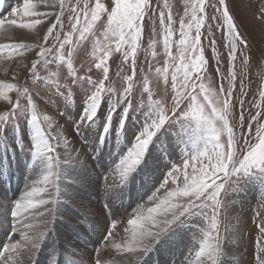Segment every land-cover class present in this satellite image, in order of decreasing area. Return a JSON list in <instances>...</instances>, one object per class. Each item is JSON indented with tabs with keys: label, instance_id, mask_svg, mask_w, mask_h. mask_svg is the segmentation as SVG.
<instances>
[{
	"label": "snow or ice",
	"instance_id": "obj_1",
	"mask_svg": "<svg viewBox=\"0 0 264 264\" xmlns=\"http://www.w3.org/2000/svg\"><path fill=\"white\" fill-rule=\"evenodd\" d=\"M46 8L59 9L58 11L40 12L38 5L32 0H23L22 6L15 8L12 18L5 20L0 18V29L8 26H18L21 29H32L42 23L44 17L53 18L47 27V34L41 39L47 45L49 37L55 43L51 46L36 45L35 59L23 67L36 77L38 66H47L57 61L65 62V56L71 57L74 46L88 39L89 34L95 36V26L102 16L106 17L102 48L99 62L95 68L102 71L103 79L93 80L88 73L92 72L89 66L84 75H79L73 67L71 59L67 60L68 80L61 87L57 85L54 94L69 97L72 90L81 89L87 99L86 108L78 123L73 128L71 135L79 134L81 130L94 121L105 93L114 90L106 87L105 81H109V65L107 59L113 52L123 55L125 61L129 57H135L141 39L145 17L151 18L154 13L153 0H111L105 5L102 0H80L74 6H69V11L74 15L70 20V30L61 37L64 31L65 0H41ZM164 7L167 8L165 0ZM212 12L209 13L208 9ZM257 19L264 25V8L258 10ZM19 17V20L16 17ZM186 19L179 21V38L173 41L174 30L172 28L173 16L171 11H159V21L164 26L163 46L164 54L171 61V88L170 104L152 99V89L148 87V80H144V92L147 93L148 102L153 105L152 112L155 118H151L143 130L137 135L133 146L120 160L114 174H118L121 185L129 175L139 166L145 155L146 149L157 133L168 123L187 121L194 125L198 132V141L203 142V150H198L197 155L185 157V162L180 166L174 165L166 174L148 201L137 208L126 222L116 219L109 222L104 244L114 247L117 251L136 254L141 259L160 239L168 233L173 226L183 223L190 216H200L201 221H208L210 228L201 229L198 250L195 251V264H219L223 251V240L220 235L221 216L229 213L225 194L227 186L233 181L254 173H264V91L260 93L261 103H254L258 109L255 114L249 113L248 121L245 118V99L247 92L244 90L243 71L236 70V61L247 64L248 57L244 50L249 47V42L239 30L234 14L231 12L227 0H185ZM218 23H213L217 22ZM83 22V23H81ZM221 29L226 33L224 47L227 48V62L229 70L227 74L222 71L219 53L216 48V38L213 28ZM59 29V31H56ZM55 32V35H54ZM207 35L214 56L217 57L215 69L219 76V82L213 83L208 75V59L205 57V45L202 44V36ZM97 45L100 39L97 37ZM178 46L177 54H173L172 47ZM151 46V45H150ZM21 57L25 50L33 46L25 43H17L8 46ZM55 49V51H54ZM153 57L156 52L153 51ZM167 63V61H166ZM83 68V66H81ZM157 69V72H160ZM136 73L135 61L132 62V74L126 77V86H123V95L119 101L111 103V108L105 118V133L111 127L112 116L118 106L123 105L121 111V131L128 111L136 108L132 102L133 84ZM240 80L239 98L234 95L237 91V79ZM163 80L165 87L169 83L168 69H164ZM226 81V84H225ZM110 83V82H109ZM9 92L16 91V99L0 91V98L11 106L10 111L0 115V128L6 127L14 121L13 117L17 109L21 107V97L27 99L31 105L30 123L34 127L38 142L34 146L36 157L43 166L42 172L46 173L37 182L33 180L26 187L23 196L14 205L11 215L16 219L17 225H22L31 231L22 233L23 240H17L2 248L0 264H36L35 255L44 237L52 230V224L57 214V203L62 191L58 162L61 157L57 150L61 147L68 148L71 141L66 136L53 135V125L59 128V124L50 116H45L44 121L48 127L41 125L36 112V104L32 100L29 89L17 84H5ZM111 99V96H109ZM238 103V114L234 109ZM121 108V107H120ZM119 108V109H120ZM253 124L256 132L253 134ZM239 130V131H238ZM245 132L247 134H245ZM103 141V135L100 138ZM71 156L65 157L70 159ZM195 160L197 163H192ZM76 163L82 164V160L76 158ZM108 177H105V181ZM37 183L41 186H37ZM112 185L106 189L109 191ZM163 190V195L161 191ZM108 208V205H105ZM256 215L261 223L258 225L261 239L258 241L261 252L260 264H264V198H262ZM121 228L126 239L122 243H114V237L118 235L117 229ZM227 231V229H225ZM23 257V260L21 259ZM89 264H103V259L97 256L91 259ZM137 264L140 261L137 260ZM187 264H192L189 260Z\"/></svg>",
	"mask_w": 264,
	"mask_h": 264
},
{
	"label": "rangeland",
	"instance_id": "obj_2",
	"mask_svg": "<svg viewBox=\"0 0 264 264\" xmlns=\"http://www.w3.org/2000/svg\"><path fill=\"white\" fill-rule=\"evenodd\" d=\"M35 1L37 0H32V2ZM102 2L107 6L111 3V0H102ZM166 2L168 5L167 8L164 7L165 0H153L154 13L151 15V18L145 17L144 30L135 57L130 56L129 59L125 61L123 55L119 52H113L112 55L108 57L109 81H105V84L106 87L110 86L114 91L112 93H105V97L99 106L94 121L84 127L79 134H76V137H73L74 141L75 139L77 140L72 142L74 143L73 147H75V144L80 146L77 156L65 159L60 141L61 147L57 152L61 159L58 162L57 168L60 171L59 183L62 191L56 206L57 214L52 224V230L44 237L36 253H45L43 256L45 258L42 259L44 260L43 264H73L74 255L76 254L75 258H77L78 255L84 256L86 250L91 251L93 255L95 254L97 256L100 252L99 244H101L100 246H102V244L105 245L103 242L109 222L116 219L126 220L130 218L133 212L145 203L144 200L148 201L150 199L149 196H152L162 182L161 180L165 178L171 168L174 165L180 166L182 162H185V157L179 158L177 157V153L180 152L181 154L183 148H185L187 150V156H195L198 150H203V142L198 141V132L194 125L187 121L183 123L173 121L163 127L153 138L146 149L142 162L129 175L124 184L121 185L119 175L113 173L120 160L133 146L137 135L149 122L150 117L155 118L152 112L154 106L148 102L147 93L144 92V80H148L149 82L148 87L152 89L153 100H160L162 103L167 101V103L170 104L169 97L173 92L171 88V74L173 70L170 67L171 61H169L164 54V26L160 24L159 11L163 10L166 14L169 11L172 13L173 20L175 21L172 25L174 30L172 36L173 41H178L179 21L181 19H186V17L184 16L185 0H166ZM227 2L229 3L231 12L234 14L239 30L249 42V47L244 50L245 55L248 57L247 64L241 63L239 53L236 61V70L245 73L243 83L244 90L247 92V96L244 97L245 118L247 123L249 113L255 114V112L258 111L253 104L261 103L260 93L264 91V25L257 19L259 16L258 10L264 8V0H227ZM76 3L77 0H65L64 16L62 17L64 21V31L60 33L61 37L70 30V20L74 13L69 11V6H74ZM80 3L83 4L84 0H80ZM1 4H3L4 7H0V18L7 20L12 18V12L15 8L22 6L23 0H13V2L12 0H0V5ZM208 11L211 13L212 9L209 8ZM16 18L19 20L18 16ZM52 19L53 18L49 17L43 18L42 24L43 22L44 24L42 30L40 29V38L47 34L46 29L50 26ZM213 23H218V21ZM104 24H106V17L102 16L101 20L96 23L94 29L95 36L89 34L88 39L78 42L73 49H65V52L71 51V57L66 55L65 62L57 61L47 66H38L36 77H33L29 71L28 76L22 84L13 81V79L16 80L19 75V69H15L13 63L14 60L21 56L8 46L23 42L16 40L9 41L8 43H1L0 68L5 62H8L9 71H0V91L6 92L15 100L16 91L13 90L9 92L4 85L17 84L18 86L27 87L32 95V100L36 104V112L42 127L47 128L48 125L47 122L44 121L45 115L44 112H42V107L37 103V100L44 102L47 110L58 113L60 117L59 120L63 119L65 121L64 123L73 128V126L79 122L86 108L85 100L87 97L84 91L74 88L71 97H69L67 93L62 96L54 94L53 92L57 85L62 87L68 80V59H71L73 67L77 69L79 75H84L87 68L91 66L92 72L88 73V75H91L93 80L103 79L102 71L96 69L94 65L99 62L102 48L105 43L103 39L104 28L102 27ZM5 25H7V23ZM41 25H37L35 28H40ZM43 29L45 31H43ZM56 31H59V29ZM213 33L216 38V48L219 53V58L223 62L221 64V69L227 74L229 64L227 62V48L224 47L226 43V33L215 27L213 28ZM97 37L100 39L99 45H97L96 42ZM40 41L42 42L41 44H29L32 45L33 48L25 50L22 58L27 59V64H30V62L34 60V58H32L34 56L27 53L35 51L36 45H44L42 39H40ZM53 43H55V41L52 37H49L47 45L44 46H51ZM209 43L210 41L207 35L202 36V44L205 45L204 54L208 59L209 79L215 84L219 82V76L215 71L217 67V57L213 55L211 48L208 47ZM153 51L156 52L155 57L152 55ZM172 52L174 55L177 54L178 46L176 44L173 45ZM133 60L135 61L136 73L133 84L132 102L136 108L128 111L126 120L123 123V130L121 131V111L123 105H119L116 113L112 116L111 127L108 128L105 133V118L111 108V103L119 101L123 95V86H126L127 83L126 77L132 74ZM81 66H83V68ZM165 68L168 69L169 83L167 87H165L163 80ZM157 69L161 71L157 72ZM2 76H8L12 80L5 81V79H2ZM239 91L240 80L238 78L237 91L234 94L237 98H239ZM109 96H111V99ZM4 102L7 106L0 111V115L9 112L11 108L6 101ZM20 103L22 109H17L16 114L10 118L14 122L9 123L6 127L0 128V215H6L5 217L3 216L4 219L0 216V222L4 223L6 221L7 223L3 247H7L9 243L13 241L16 233H20L17 231H23L21 230L22 228L18 227L16 219L11 215L14 210V205L17 202V197L26 188L30 180L37 181L38 178L41 180L43 175L46 174L42 172L43 166L36 157L34 151V146L38 142L39 137L30 123L31 105L24 97H21ZM78 109L81 111L77 112ZM238 111L239 106L237 103L234 114H238ZM69 114H73V117L68 119L67 116ZM261 123H264V119L261 120ZM256 127L257 126L253 124L254 135ZM52 134L57 135L54 129ZM245 134L247 133L245 132ZM102 135L103 141L101 142L100 138ZM89 141L92 145L99 147V150H97L95 154L90 146L89 148L86 147V143ZM73 150L74 149H72L70 153L73 152ZM153 150L155 156L152 161L155 162L158 158L162 159V161L169 165V169L167 167L160 169L164 178L162 177L159 181L157 177L153 185H149L147 183L148 178L145 166ZM82 151L88 153L89 158L82 157ZM7 152L11 157L12 163L16 164L17 162V165H19L17 168L18 170H14L12 173H8L7 171ZM76 158L82 160L83 163H76ZM65 160L71 164H65ZM192 163L195 164L197 162L193 160ZM2 166L4 168H2ZM64 166L70 167L69 169L75 168L70 181H66V177L64 176L66 169ZM92 167L97 169L95 170L96 172H94V170L90 171ZM109 174L113 176H109ZM107 175L109 176L108 181H105ZM253 183L258 186L260 185L264 191V173L257 172L250 176L239 178L238 180L233 178V181L227 186L225 194V202L229 209H233L236 205H242V193L246 195L247 190L251 188ZM65 185H67L66 189L74 190V197L70 196V192L65 190ZM109 185H112L113 188L106 191ZM161 195H163V190L161 191ZM106 204L108 205L107 209L105 208ZM255 205L254 212L252 210L253 217L251 215L252 219H250L253 226L256 227V232L250 235V240L255 239V241L252 240L255 248L247 255L244 254L247 252L246 249H244V251L240 250V246L232 239L235 233H227L228 230H233V223L230 222L231 220H227V216H221L220 235L223 240V251L220 255L219 264H260L259 256L261 248L258 241L261 237L258 225L261 223V220L256 215L260 203L254 204V206ZM102 214L109 216V219L104 221V223H99L98 217ZM114 214H117L115 216L116 219L112 217ZM201 220L202 217L200 216H190L184 220L183 223H178L176 226H173V228L139 260L140 264H181L182 258L187 259L186 255H184L185 253L194 255L193 264H195L194 250H198L201 229L207 231L210 228L208 221ZM14 229L16 231H14ZM225 229H227V231H225ZM25 231L29 232L30 230L26 228ZM178 235L179 238H176ZM181 236H184V239ZM117 237L118 239H116L115 242L121 243L123 241L121 239L122 236L118 234ZM247 237H249L248 232L246 233V238ZM92 243L94 244L92 245ZM80 248H82V250ZM114 251L118 256L127 254V252H117L116 249H114ZM0 254H6L2 252V248H0ZM129 254V257L134 258V263H136L138 256L133 253ZM21 259L23 260V257H21ZM38 259L39 257L37 256V262L39 261ZM125 260L121 259L119 260L120 262L113 260V262L107 263L128 264Z\"/></svg>",
	"mask_w": 264,
	"mask_h": 264
},
{
	"label": "bare ground",
	"instance_id": "obj_3",
	"mask_svg": "<svg viewBox=\"0 0 264 264\" xmlns=\"http://www.w3.org/2000/svg\"><path fill=\"white\" fill-rule=\"evenodd\" d=\"M12 2H13V0H12ZM33 3H35V4H37L38 5V10L40 11V12H46V11H58L59 9H50V8H46L43 4H42V2H41V0H37V1H35V2H33ZM0 7L2 8V7H4L3 6V4H1L0 5ZM42 24V23H41ZM40 24V25H41ZM43 24H44V22H43ZM43 24L40 26V28H33V30L32 29H21V28H19L18 26H13V27H10V26H8V25H5V28L4 29H0V44L1 43H8L9 41H16V40H18V41H20V42H23V43H28V44H41L42 42L40 41V29L42 30V27H43ZM43 31H45L44 29H43ZM43 31H41V32H43ZM40 35V36H39ZM27 54H31V56L33 55L34 57H32V58H34L35 59V55H34V51L33 52H31V53H27ZM3 64V63H2ZM1 64V65H2ZM14 67H15V69L17 68V69H19V75H18V78L16 79V80H14L13 79V81H15V82H17L18 84H22V82H24V80L26 79V77L28 76V70L27 69H25L23 66L24 65H27V59H25V58H22V57H20V58H17L16 60H14ZM8 66H9V63L8 62H5L3 65H2V67L0 68V71L1 72H7V71H9L8 69ZM13 68V67H12ZM30 75V74H29ZM3 78L2 79H5V81H11L12 79L10 78V77H8V76H2ZM37 103L42 107V112H44V115L45 116H50V117H52L53 118V120L56 122V124H59V128H56L55 127V124L53 125L54 126V130L56 131V133H57V135L58 136H66L67 137V139L69 140V141H71V144H70V146L68 147V148H65L64 147V143H63V140H61V145H62V147H63V156H65V157H67V156H69L68 154H70V156L72 157V158H74L75 156H77V152H78V148L80 147V146H77L76 144H75V147H73L74 146V143H72V142H75V141H77L76 139H75V141H74V139H73V137L75 136L76 137V134H73V135H71V132H72V128L69 126V125H67L66 123H64L65 121L62 119V120H59V115H58V113H54V112H52L51 110H47V107H46V104L44 103V102H41L40 100H37ZM105 105V104H104ZM5 106H7L6 105V103L2 100V99H0V111L2 110V109H5L4 107ZM39 106V107H40ZM79 111H81L80 109H78L77 110V112H79ZM68 119L71 117H73V114H69L68 116ZM87 144V146L86 147H88L89 148V146H90V148H92L91 150H93L94 151V154H95V152H97V150H99V147L98 146H94V145H92L91 143H90V141L89 142H87L86 143ZM89 144H91V145H89ZM80 145V144H79ZM182 148V147H181ZM72 149H74L73 150V152H71L70 153V151L72 150ZM182 150V149H181ZM184 150V151H183ZM183 150H182V152H181V154H180V152H178L177 153V157H179V158H181V157H187V150L185 149V148H183ZM67 151V152H66ZM84 151H82L81 152V155H82V157H84V158H87L88 157V153H86V152H84ZM185 155V156H184ZM154 150L151 152V154L149 155V158H148V160H147V162H146V168H145V171L147 172V178H148V181H147V183L149 184V185H153V182L157 179V177H158V180L160 181V179H162V177H163V174L161 173V171H160V169H162V168H168L169 169V165L166 163V162H164V161H162V159H159L158 158V160H156L155 162H153L152 160H153V158H154ZM89 158V157H88ZM8 160V161H7ZM7 163H8V165H7V171H8V173H12L14 170H18L17 168L19 167V165H17V162H16V164H14V163H12V160H11V157H10V155L8 154V152H7ZM19 162V161H18ZM9 164H11V165H9ZM65 164H71V163H68L67 162V160H65ZM38 166V165H37ZM2 168H4L3 166H2ZM24 168V167H23ZM64 168L66 169V172H65V177H66V181H70V178H71V176L74 174V172L73 171H75V168H71V169H69L70 167H67V166H64ZM37 169H39V168H37ZM64 169V170H65ZM116 169V168H115ZM93 171L94 170V172H96L95 170H97L95 167H92V168H90V171ZM164 170V169H163ZM39 172V171H38ZM114 173V172H113ZM112 173V174H113ZM38 174V173H37ZM110 175L109 174V176H113V175ZM2 176V175H1ZM108 175H107V177H109ZM117 176V175H116ZM32 177V176H31ZM34 177V176H33ZM118 177V176H117ZM164 178V177H163ZM31 179V178H30ZM38 180H39V178H38ZM38 180H37V182H38ZM110 180V179H109ZM114 180V179H113ZM112 180V181H113ZM163 180V179H162ZM161 180V181H162ZM2 181V180H1ZM33 181V180H32ZM31 180L28 182V184H30L31 182H32ZM36 181V180H35ZM40 181V180H39ZM108 181V180H107ZM112 181H110V182H112ZM117 182V181H116ZM117 184V183H116ZM28 186V185H27ZM26 186V187H27ZM37 186H41V185H39V183H37ZM66 187H67V185H65V190L66 191H68V192H70V196H73L75 193H74V190H68V188L66 189ZM26 189V188H25ZM25 189L21 192V194L17 197V200L16 201H19V199L23 196V193H24V191H25ZM67 192V193H68ZM263 193H264V191H263V189L261 188V186L259 185H257V184H252L251 185V188L249 189V190H247V192H246V195H244L243 193H242V201H241V204L242 205H236L233 209H229L228 208V210H229V213H228V215H227V220L229 221V220H231L230 222H232L233 223V230H228V232L227 233H235V234H233V237H232V239L234 240V241H236L235 243L236 244H238L239 246H240V250H243L244 251V249H246V251L247 252H245L244 254H249L250 253V251H253V248H255V245H253V242H252V240L253 241H255V239H252V240H250V235H253L255 232H256V227H254L253 226V223L250 221V219H252L251 218V215H252V217H253V214H252V210H253V212H254V208L256 207V205L254 206V204H257V203H261V200H262V198H264L263 196ZM74 197V196H73ZM149 197H151V196H149ZM144 202H145V200H144ZM143 205V204H142ZM252 208V209H251ZM250 209H251V211H250ZM257 210V209H256ZM101 212V211H100ZM134 213V212H133ZM119 214V213H118ZM117 214H114V215H112V217H113V219H116L115 218V216H116ZM2 218H3V216L5 217L6 215L4 214V215H0ZM120 216V215H119ZM4 219V218H3ZM98 219H99V223H104V221H106V220H108L109 219V216H106V215H104V214H102V215H99V217H98ZM1 220V219H0ZM5 221V220H4ZM97 221V220H96ZM124 221H126V220H124ZM6 223V221L4 222V223H2V222H0V247L3 245V242H4V233H5V231H7V223ZM17 223V222H16ZM107 223V222H106ZM100 226V225H99ZM18 227H20V228H22L21 230H23L22 232L21 231H17V232H20V233H16V235H15V237H14V239H13V241L12 242H10V243H15L17 240H23V235H22V233H24V232H27V231H25V227H23L22 225H18ZM19 229V228H18ZM14 231H16L15 229H14ZM117 231H118V234H119V236H122V240H124V239H126V237H125V234L123 233V231H122V229L121 228H118L117 229ZM248 232V236L249 237H247L246 238V233ZM29 235H31V231H29V232H27ZM180 235V234H179ZM179 235H178V237H176V238H179ZM182 235V234H181ZM118 236V235H117ZM114 237V243H117V242H115V240L116 239H118V237ZM181 237H183V239H184V236H181ZM91 240V239H90ZM120 240V239H119ZM170 240V239H169ZM92 241V240H91ZM121 241V240H120ZM176 241V240H175ZM69 242H71V241H69ZM123 242V241H122ZM121 242V243H122ZM251 242H252V244H251ZM9 243V244H10ZM118 243H120V242H118ZM169 243V242H168ZM94 243H92V245H93ZM165 244H167V243H165ZM101 244H99V248H100V252H99V254L97 255V256H100V257H102V259H103V264H110V263H107V262H113V260H115L116 262H120L119 260H121V259H123V260H125V262H128V264H137V262L136 263H134L135 261H134V258H130L129 257V253H127L126 255H124V256H121V255H119L118 256V254H116L115 253V251H114V247H111V246H108V245H103L102 244V246H100ZM172 247V246H171ZM197 247V246H196ZM102 248V249H101ZM81 250H82V248H80ZM194 250V249H193ZM196 250H194V252H195ZM82 252V251H81ZM109 252V253H108ZM118 252V251H117ZM193 252V251H192ZM120 253V252H119ZM123 253H125V252H123ZM123 253H122V255H123ZM45 255V253H42V252H40L39 254H36L35 255V260H36V264H43V261L44 260H42V259H44L45 257H43ZM76 255V254H75ZM75 255H74V259H73V262L75 263V264H89V261L91 260V259H95V257H97L95 254L93 255V253L91 252V251H88V250H86V253H85V255L83 256V255H78V257L77 258H75ZM184 255H186V258L187 259H184V258H182V263L181 264H187V262L189 261V260H191L192 261V264H193V257H194V255L193 254H189V253H185ZM37 256L39 257V261L37 262ZM144 257V256H143ZM141 258L140 257H138V260H140ZM81 261V263H80V261ZM251 261V260H250ZM254 262V261H253ZM73 263V264H74ZM179 263V262H178ZM249 263V262H248ZM13 264H14V260H13ZM114 264H117V263H114ZM121 264V263H120ZM123 264V263H122ZM125 264H127V263H125ZM146 264V263H145ZM258 264V263H257Z\"/></svg>",
	"mask_w": 264,
	"mask_h": 264
}]
</instances>
